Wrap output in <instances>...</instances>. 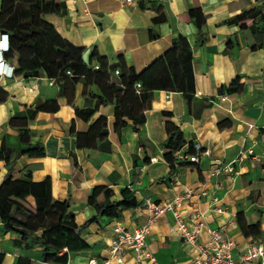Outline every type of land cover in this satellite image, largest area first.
I'll use <instances>...</instances> for the list:
<instances>
[{
  "label": "crops",
  "instance_id": "obj_1",
  "mask_svg": "<svg viewBox=\"0 0 264 264\" xmlns=\"http://www.w3.org/2000/svg\"><path fill=\"white\" fill-rule=\"evenodd\" d=\"M52 2L58 13L43 15L41 20L81 51V61L88 68L101 66L106 72L121 60L139 74L169 49L172 39L185 38L194 90L190 98L177 91L154 90L147 102L122 104L121 124L115 119L113 91L107 85L77 83L72 92L64 93L62 81L48 79L42 69L29 75L34 70L32 52L16 49L15 39L6 33L10 54L6 61L12 76L0 79V142L3 135L10 144L15 142L17 130L8 124L13 114L51 100L57 104L55 111H37L26 123L29 141L42 146V156L20 155L11 170L12 179H24L28 173L29 181L43 183L46 206L67 202L83 247L63 249L56 256L64 255V261L50 264H86L91 259L99 263L108 256L113 222L132 231L147 218L145 199L157 203L183 186L202 184L210 188L208 194L191 197L181 210L187 229L192 227L190 214L202 213L205 227L222 230L230 240L234 258L250 242L264 243V35L259 29L252 33L227 23L253 8L264 10V0H153L133 6H120L114 0ZM190 10L196 11L195 19H190ZM235 79L238 91H224ZM90 94L107 102L87 115L94 104ZM140 115L142 125L134 124L131 117ZM99 116L105 119L103 125L96 122ZM166 120L178 127L184 141L172 154V170L161 146ZM103 130L105 135L100 136ZM194 142L210 154L189 163L183 157ZM246 147L255 157L235 163L233 179L225 174L209 178L210 169ZM5 172L0 160V183ZM214 181L218 189H211ZM94 186L110 190L108 201H120V189H129L135 207L122 208L117 218L96 216L87 204ZM213 196L217 201L212 204ZM102 201L99 195L97 202ZM20 204L34 213L32 195ZM41 237L42 229L21 236L4 230L0 221V264H47L42 260ZM205 241L202 230L196 242ZM145 243L156 264H193L196 256L181 240L169 213L150 225ZM124 264L148 263L128 252Z\"/></svg>",
  "mask_w": 264,
  "mask_h": 264
},
{
  "label": "trees",
  "instance_id": "obj_2",
  "mask_svg": "<svg viewBox=\"0 0 264 264\" xmlns=\"http://www.w3.org/2000/svg\"><path fill=\"white\" fill-rule=\"evenodd\" d=\"M48 1L0 0V31L13 36L16 49H27L32 52L31 64L34 70L29 75L35 74L37 69H42L48 79L62 81L61 87L64 93L72 92L77 83L85 86L94 82H103L113 91L111 102L114 115L116 121H120L121 124L124 123L123 120H119L122 116L121 105L130 106L147 102L151 91H177L190 98L194 88L189 45L185 38L178 36L172 39L169 49L139 74L126 67L121 60L116 65L108 67L106 72L102 71L101 66L88 68L81 61V51L72 48L50 25L41 20L43 15L58 13L59 7L52 0ZM195 12V10L188 12L190 19H195ZM227 23L237 25L240 30L248 29L252 33L259 29L264 35V10L261 7L253 8L229 19ZM196 25L200 27L198 22ZM9 57V52L4 54L5 59ZM110 77L113 79L111 80ZM136 85H138L137 92H135ZM221 91L222 89L219 90ZM224 91H238L237 80H233ZM90 98L94 99V104L92 108H88L87 115L91 114L99 104L107 102L104 98L93 94H90ZM208 104L205 103L204 106ZM56 109L55 100H51L36 105L33 109L26 108L13 114L8 124L17 130L15 142L10 144L5 135L1 137L0 142V160L4 162L6 170L0 183V221L3 229L21 236L42 229L40 238L42 260L47 264L64 261V255L56 256L63 249L73 251L83 247L77 237V228L73 223L67 202H51L46 206L43 183L29 181L28 173L25 174L24 179H12L11 170L14 160L20 155L42 156V146L38 142L29 141L30 135L26 123L37 111ZM131 119L134 124L143 123L142 115ZM96 122L98 125H103L105 119L99 116ZM164 126L166 139L161 146L166 152L163 153V158L172 170L174 167L172 154L183 145L184 141L176 125L166 120ZM134 130L140 133L136 127ZM99 135H105V130ZM78 136L76 142L79 145ZM141 141L140 139L143 145ZM120 192L122 194L120 201H108L110 190L106 187L94 186L87 197V204L94 209L98 217L117 218L122 208L135 207L132 191L123 188ZM28 194L34 198L33 214L20 204ZM99 195L103 197L102 202H97Z\"/></svg>",
  "mask_w": 264,
  "mask_h": 264
},
{
  "label": "built area",
  "instance_id": "obj_3",
  "mask_svg": "<svg viewBox=\"0 0 264 264\" xmlns=\"http://www.w3.org/2000/svg\"><path fill=\"white\" fill-rule=\"evenodd\" d=\"M120 6H133L138 3H150L153 0H114ZM9 46L6 33H0V79L11 78L12 68L4 58V54L8 52ZM138 85L135 86V92ZM207 149H202L199 143L194 142L191 145V152L187 153L183 159L189 163H196L199 155L209 156ZM247 156L255 157L250 147L239 150L236 155L227 162H220L209 170V178L225 174L229 178L237 174L233 165ZM175 166V165H174ZM211 189H218V183L212 182ZM210 188L203 184L197 188L183 186L178 192L170 198L162 199V201L154 203L145 199L143 208L148 215L145 222L134 228L132 231L126 230L118 222L112 224V237L109 241L107 252L108 256L99 263L93 259L86 264H124V255L132 253L136 258L145 260L148 264H156L154 258L149 253L145 238L148 234L150 225L162 214L169 213L173 223L179 233L181 240L190 245L196 253L193 264H264V243L261 240L250 242L245 250L236 258L231 254L232 244L224 235L222 230L210 229L204 226L203 214L195 212L190 214L189 220L192 227L187 229L181 219V210L189 204L190 198H202L208 194ZM217 201L216 196L211 197L212 204ZM221 213L219 209L214 210ZM206 235L204 243H197L196 239L201 231Z\"/></svg>",
  "mask_w": 264,
  "mask_h": 264
},
{
  "label": "water",
  "instance_id": "obj_4",
  "mask_svg": "<svg viewBox=\"0 0 264 264\" xmlns=\"http://www.w3.org/2000/svg\"><path fill=\"white\" fill-rule=\"evenodd\" d=\"M0 33H3V32H0Z\"/></svg>",
  "mask_w": 264,
  "mask_h": 264
}]
</instances>
